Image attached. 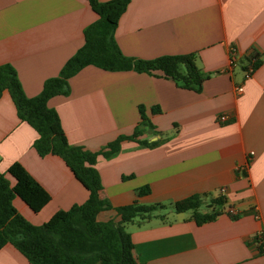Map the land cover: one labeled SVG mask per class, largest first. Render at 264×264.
<instances>
[{
    "label": "crops",
    "instance_id": "obj_1",
    "mask_svg": "<svg viewBox=\"0 0 264 264\" xmlns=\"http://www.w3.org/2000/svg\"><path fill=\"white\" fill-rule=\"evenodd\" d=\"M97 19L87 0H0V65H13L25 94L35 96L83 45L84 28ZM115 38L123 53L134 58L195 53L207 78L197 91L159 72L87 65L70 78L68 95L48 100L69 142L92 150L131 134L141 119L140 105L154 124L156 134L149 139L158 140L155 146L126 140L110 158L98 157L101 195L112 205L99 219L117 221L114 207L135 200L171 204L196 193L223 195L225 211L212 221L198 224L191 211L170 207L133 222L127 231L136 259L147 264H264V242L258 241L264 234V0H131ZM259 57L262 63L254 68ZM238 86L243 87L240 94ZM223 114L228 120H220ZM38 136L4 91L0 172L14 183L8 168L18 161L51 195L38 212L19 196L13 199L34 224L89 197L61 156L38 153ZM145 185L150 193L139 196L138 188ZM0 264L30 262L6 243Z\"/></svg>",
    "mask_w": 264,
    "mask_h": 264
},
{
    "label": "trees",
    "instance_id": "obj_2",
    "mask_svg": "<svg viewBox=\"0 0 264 264\" xmlns=\"http://www.w3.org/2000/svg\"><path fill=\"white\" fill-rule=\"evenodd\" d=\"M87 1L98 19L84 28L83 45L65 62L59 74L47 78L39 94L27 96L15 67L10 63L1 64L0 97L4 91L10 93L19 118L30 123L39 134L34 142L38 153L61 156L89 190V197L69 209L55 211L42 224H34L17 210L13 199L19 196L38 212L49 202L51 195L20 162H13L8 173L14 183L0 172V248L6 243L13 244L30 264H147L139 262L133 253L132 235L126 230L128 223L151 218L171 207L176 212L191 211L196 223L202 224L225 211V196L196 193L171 204H145L135 200L114 207L119 215L117 221L100 220L99 213L112 205L101 195L103 184L95 166L98 157L110 158L126 140L137 141L145 147L155 146L158 140L149 139L156 134L154 124L140 105L141 119L131 134H120L92 150L69 142L60 116L48 105V100L55 95H68L70 78L87 65L106 70L159 72L177 85L197 91L201 90L207 75L197 65L195 53L164 54L149 59L124 54L115 38V29L131 0ZM261 63L259 57L253 67ZM152 111L159 112L160 109L152 107ZM150 191V186L145 185L139 187L137 193L143 196Z\"/></svg>",
    "mask_w": 264,
    "mask_h": 264
},
{
    "label": "built area",
    "instance_id": "obj_3",
    "mask_svg": "<svg viewBox=\"0 0 264 264\" xmlns=\"http://www.w3.org/2000/svg\"><path fill=\"white\" fill-rule=\"evenodd\" d=\"M252 69H250L249 70V72L251 71ZM236 91L240 94V93H242L243 92V87L242 86H238L237 88H236ZM220 120L221 121H226V120H228V115H226V114H223V115H221L220 116ZM225 192V188L224 187H222L221 188V193L223 194ZM229 213H231V214H233V215H237V210L235 209V208H230V209H228L227 210ZM258 241H260L261 243L262 242H264V234H260L259 236H258ZM264 249V248H263Z\"/></svg>",
    "mask_w": 264,
    "mask_h": 264
},
{
    "label": "rangeland",
    "instance_id": "obj_4",
    "mask_svg": "<svg viewBox=\"0 0 264 264\" xmlns=\"http://www.w3.org/2000/svg\"><path fill=\"white\" fill-rule=\"evenodd\" d=\"M133 227V224L132 223H128L127 225H126V230H129V229H131Z\"/></svg>",
    "mask_w": 264,
    "mask_h": 264
}]
</instances>
